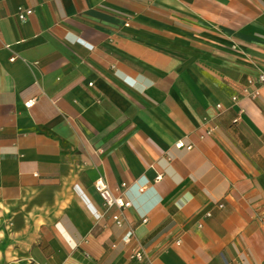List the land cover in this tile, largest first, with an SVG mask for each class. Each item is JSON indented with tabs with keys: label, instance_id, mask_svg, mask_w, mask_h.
Returning a JSON list of instances; mask_svg holds the SVG:
<instances>
[{
	"label": "crops",
	"instance_id": "1",
	"mask_svg": "<svg viewBox=\"0 0 264 264\" xmlns=\"http://www.w3.org/2000/svg\"><path fill=\"white\" fill-rule=\"evenodd\" d=\"M261 70L264 0H0V264H264Z\"/></svg>",
	"mask_w": 264,
	"mask_h": 264
},
{
	"label": "built area",
	"instance_id": "2",
	"mask_svg": "<svg viewBox=\"0 0 264 264\" xmlns=\"http://www.w3.org/2000/svg\"><path fill=\"white\" fill-rule=\"evenodd\" d=\"M33 13L32 8L19 7L17 11V15L21 20H25L29 17L30 14ZM17 56H12L11 60L14 61ZM264 88V70H261L256 78L249 77L247 80L246 86L243 88V94L250 97H257L260 95V89ZM33 102H28L31 104ZM220 106V105H218ZM213 129H209V133ZM179 146H183L182 142L177 143ZM191 147V146H190ZM161 179V175L157 177V180ZM94 187L96 191L99 193L100 197L103 201V206L105 210H108L112 207H117L119 209V213L113 215V219L115 220L118 226H123L125 223L124 210L132 205L131 201L126 199L122 194V189L126 187V183H122L119 189H114L110 186L107 180L104 177H99L96 179L94 183ZM143 189V188H142ZM223 206V204H220ZM144 222L147 219L143 220ZM134 236L133 230L131 231V235L125 239V243L130 242L132 237ZM131 258L139 261L140 264H146V254L144 247L142 245H137L133 248Z\"/></svg>",
	"mask_w": 264,
	"mask_h": 264
}]
</instances>
